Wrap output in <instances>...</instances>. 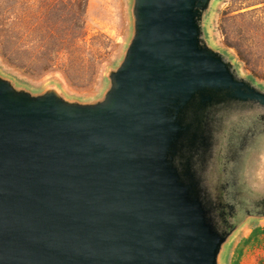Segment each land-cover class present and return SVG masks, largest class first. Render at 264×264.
Here are the masks:
<instances>
[{"label":"water","instance_id":"1","mask_svg":"<svg viewBox=\"0 0 264 264\" xmlns=\"http://www.w3.org/2000/svg\"><path fill=\"white\" fill-rule=\"evenodd\" d=\"M131 1L132 37L101 100L0 77V264H221L246 224L221 228L234 207L206 172L220 113L264 111V91L203 42L213 0ZM255 156L259 210L246 221L264 220Z\"/></svg>","mask_w":264,"mask_h":264},{"label":"rangeland","instance_id":"2","mask_svg":"<svg viewBox=\"0 0 264 264\" xmlns=\"http://www.w3.org/2000/svg\"><path fill=\"white\" fill-rule=\"evenodd\" d=\"M131 6V0H0V77L34 95L54 88L69 102L101 100L109 86L107 75L122 62L132 37ZM202 24L203 42L231 63L238 77L264 91V0H213ZM219 118L221 129L207 166V187L220 202L219 191H227L235 174L234 193L241 192L242 199L253 205L246 183L260 168L255 155L264 153L260 132L264 111L227 110ZM260 118L261 129L250 132ZM257 132L261 140L256 139ZM241 149L249 151L248 158L233 169ZM226 219L233 225L230 215ZM244 222L246 231L264 227V220L245 217L238 225ZM233 240L225 246L222 263Z\"/></svg>","mask_w":264,"mask_h":264},{"label":"flooded vegetation","instance_id":"3","mask_svg":"<svg viewBox=\"0 0 264 264\" xmlns=\"http://www.w3.org/2000/svg\"><path fill=\"white\" fill-rule=\"evenodd\" d=\"M260 120H262V118H260L258 120H255L252 123L251 128H250L251 129L250 132L252 130H255V131L259 130V128L261 127V121ZM255 136H256V139H259V140L262 139V135L259 132H257L255 134ZM248 155H249V151L245 152L243 154H241V153L238 154L237 157L233 160L234 161V163H233L234 165L232 166V168L233 169H235V168L238 169L239 166H236L237 163L240 164V166L244 165L245 160L248 158ZM240 173L241 172H239V176H240ZM243 173H244V171L241 174H243ZM234 175L231 174V177L228 180V183L226 185V186H228L227 191L224 190V188H223V190L219 191V199H221L220 202L222 204L231 205V206L234 207L233 211L230 212V213L229 212H227V213L224 212L225 210H227V206L223 210H221V213L224 214L222 216L223 220L221 221V223L225 224V229L237 226L239 224V222H241L245 217H248L250 215H255L258 212V209L255 206H253L252 204L251 205L247 204V202H245V199H242V197L234 198V191H233L234 189L233 188H235L237 186V184L235 182L232 183ZM238 182H241V178L238 179ZM240 195H241V192H240ZM239 203H243V204L240 205ZM228 215L231 216V218L233 220V225H228L227 224L226 216H228Z\"/></svg>","mask_w":264,"mask_h":264},{"label":"crops","instance_id":"4","mask_svg":"<svg viewBox=\"0 0 264 264\" xmlns=\"http://www.w3.org/2000/svg\"><path fill=\"white\" fill-rule=\"evenodd\" d=\"M245 229H246L245 225L237 229V232L233 236L234 238H232L234 240L231 243L227 260L225 263H221V264H231L233 261H235L236 258H238V264L263 263L264 227H254L247 231ZM256 229L260 231V234L256 237H253V234ZM240 232H244V233H242L241 238L237 241V237L240 235ZM245 240L248 241V244L246 247L242 248V253L238 257L236 251L239 248L240 244Z\"/></svg>","mask_w":264,"mask_h":264},{"label":"trees","instance_id":"5","mask_svg":"<svg viewBox=\"0 0 264 264\" xmlns=\"http://www.w3.org/2000/svg\"><path fill=\"white\" fill-rule=\"evenodd\" d=\"M262 233H263V232H262ZM259 234H260V231H259L258 229H256L255 232H254V234H253V237L258 236ZM247 244H248V241H246V240L243 241V242L240 244L239 248H238L237 251H236L238 257H239V256L241 255V253H242V248L246 247ZM231 264H238V258H236L235 261H233Z\"/></svg>","mask_w":264,"mask_h":264}]
</instances>
